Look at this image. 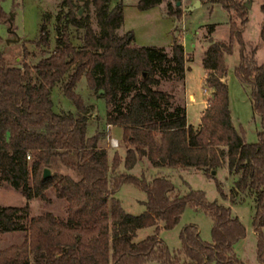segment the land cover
Here are the masks:
<instances>
[{
  "label": "trees",
  "instance_id": "obj_1",
  "mask_svg": "<svg viewBox=\"0 0 264 264\" xmlns=\"http://www.w3.org/2000/svg\"><path fill=\"white\" fill-rule=\"evenodd\" d=\"M80 1L83 6H93L99 32L88 14H77ZM111 1L62 0L67 11L57 15L56 45L33 64L25 60L12 64L0 51V179L26 198L23 205H0V232L25 231L21 242L0 248V264H147L150 260L161 264H248L234 249L245 236V225L229 205L208 200L201 189L181 193L167 176L148 179L143 172L128 171L144 158L157 167H205L224 197L213 173L223 165L224 157L228 170L240 173L236 190L248 187L254 191L256 256L264 264V62H256L255 48L245 51V0H201L220 3L228 12L229 35L223 40L211 38L203 53L205 85L211 96L198 127L188 122L185 106L172 105V94L156 87L168 73L185 74L182 44L175 43L169 51L134 44L129 32L119 33L122 1L110 7ZM162 2L137 0V6L147 9ZM165 4L170 15L181 16L179 8L173 9L169 1ZM260 10L264 42V2ZM7 19L0 0V23ZM69 25L83 29L80 46L71 40ZM213 28L211 24L210 32ZM33 41L37 47L49 45L45 22ZM235 42L240 50L234 73L250 86L252 109L259 117L255 141H247L231 117L225 58L233 52ZM24 56H28L26 48ZM82 76L91 88L102 90L106 122L121 126L123 156L115 153L110 161L107 149L99 145L100 134H87L89 108L76 90ZM59 82L76 112L54 110L51 92ZM45 167L50 169L47 177L43 176ZM124 183L145 193L144 210L138 214L126 212L116 196ZM49 188L65 200V217L50 211L29 213V200L36 196L47 199ZM187 206L210 216L211 239H202L197 225L190 223L179 233L180 246L170 249L159 234L176 226ZM152 225V233L135 239L138 229Z\"/></svg>",
  "mask_w": 264,
  "mask_h": 264
},
{
  "label": "rangeland",
  "instance_id": "obj_2",
  "mask_svg": "<svg viewBox=\"0 0 264 264\" xmlns=\"http://www.w3.org/2000/svg\"><path fill=\"white\" fill-rule=\"evenodd\" d=\"M123 3V23L119 33L133 36L136 45L162 46L169 51L175 43H181L185 52V74L178 77L168 73L161 77L157 88L164 89L172 94L171 104L185 106L187 120L198 127L201 112L211 96V89L205 85L206 70L202 66V56L209 40L226 39L229 35V14L220 3L197 0H163L162 3L140 9L137 0H112L110 7L117 2ZM169 1L173 9L179 8L181 16L170 15L166 10ZM180 1L179 3H177ZM248 5V21L243 28L245 51L255 48L254 58L257 63L264 62V42L260 38V26L263 14L260 10L264 0H245ZM3 7L8 12L7 21L0 23V51L12 64H20L24 60L29 64L35 63L41 57L49 54L56 45L57 15H65L67 7L62 0H2ZM77 14H88L91 25L99 32V25L93 6H83L82 1L76 4ZM65 20L62 19V24ZM45 22L49 29V45L37 47L33 39L39 32V26ZM214 28L210 32V25ZM70 38L76 46L81 45L82 28L69 25ZM133 35H130V34ZM24 48L28 56H24ZM240 45L235 42L234 50L226 55L228 71L224 80L228 84L231 117L234 125L244 132L247 141L257 139L260 128L259 117L254 114L250 98V86L241 83L234 73V65L239 59ZM88 105L87 134H100L99 145L108 151L110 161L115 153L124 155L125 148L122 142V128L106 122V106L102 98V90H96L88 85L85 76H82L76 85ZM53 108L57 112H76L75 106L64 95L62 83H57L51 92ZM202 108V109H201ZM112 138L117 139V145H112ZM226 152V151H225ZM226 154V153H225ZM222 166L215 169V175L220 182L225 196L222 197L216 183L207 173L205 167H173L169 165L152 166L144 158V162L137 163L129 172L140 175L142 172L149 179L155 175H164L172 180L181 193L190 188L201 189L206 193L208 200H217L229 205L232 212L237 214L245 225L243 240L236 242L234 249L239 257L248 264H260L256 256L257 235L252 226V217L255 210V194L250 188L236 190L235 182L239 172H230L225 157ZM122 165L119 170H122ZM47 199L36 196L29 200V213L39 214L50 211L59 217L66 216V202L56 197L52 188L46 191ZM126 212L138 214L144 210L143 200L145 193L131 183H124L116 192ZM25 196L8 182L0 179V205H23ZM25 214L20 218L24 220ZM195 224L200 236L204 240L211 239L212 220L203 210L187 206L179 223L171 229L160 232V238L170 249L180 246L179 233L184 225ZM154 231V225L137 230L135 239H140ZM264 235V227L262 228ZM24 230L0 232V248L11 243H19L24 237ZM242 239V238H241ZM147 264H161L157 260H150ZM212 264V263H207Z\"/></svg>",
  "mask_w": 264,
  "mask_h": 264
},
{
  "label": "water",
  "instance_id": "obj_3",
  "mask_svg": "<svg viewBox=\"0 0 264 264\" xmlns=\"http://www.w3.org/2000/svg\"><path fill=\"white\" fill-rule=\"evenodd\" d=\"M179 2L180 1H178L177 3H179ZM196 2H199V1L197 0ZM245 5L248 7L249 4L247 3V1H245ZM213 173H215V170H213ZM49 175H50V169L48 167H45L44 172H43V176L47 177Z\"/></svg>",
  "mask_w": 264,
  "mask_h": 264
},
{
  "label": "built area",
  "instance_id": "obj_4",
  "mask_svg": "<svg viewBox=\"0 0 264 264\" xmlns=\"http://www.w3.org/2000/svg\"><path fill=\"white\" fill-rule=\"evenodd\" d=\"M111 144H112V145H117V144H118V143H117V139L112 138ZM26 157H27V158H30V155L27 154Z\"/></svg>",
  "mask_w": 264,
  "mask_h": 264
},
{
  "label": "crops",
  "instance_id": "obj_5",
  "mask_svg": "<svg viewBox=\"0 0 264 264\" xmlns=\"http://www.w3.org/2000/svg\"><path fill=\"white\" fill-rule=\"evenodd\" d=\"M202 107H205V105L204 106H202ZM202 109V108H201ZM241 240H243V238L242 239H240V240H238L237 242H239V241H241Z\"/></svg>",
  "mask_w": 264,
  "mask_h": 264
}]
</instances>
